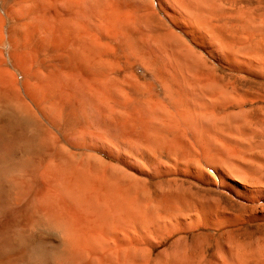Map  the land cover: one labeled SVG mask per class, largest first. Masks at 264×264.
<instances>
[{
  "label": "bare ground",
  "instance_id": "1",
  "mask_svg": "<svg viewBox=\"0 0 264 264\" xmlns=\"http://www.w3.org/2000/svg\"><path fill=\"white\" fill-rule=\"evenodd\" d=\"M0 264H264V0H0Z\"/></svg>",
  "mask_w": 264,
  "mask_h": 264
}]
</instances>
